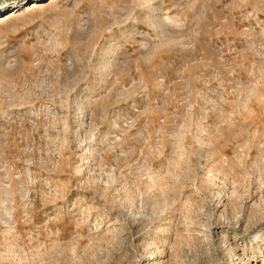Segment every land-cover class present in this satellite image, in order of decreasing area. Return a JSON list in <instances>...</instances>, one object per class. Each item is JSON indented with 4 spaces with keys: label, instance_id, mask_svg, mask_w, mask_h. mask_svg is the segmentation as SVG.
Here are the masks:
<instances>
[{
    "label": "rangeland",
    "instance_id": "obj_1",
    "mask_svg": "<svg viewBox=\"0 0 264 264\" xmlns=\"http://www.w3.org/2000/svg\"><path fill=\"white\" fill-rule=\"evenodd\" d=\"M12 1L0 264H264V0Z\"/></svg>",
    "mask_w": 264,
    "mask_h": 264
},
{
    "label": "bare ground",
    "instance_id": "obj_2",
    "mask_svg": "<svg viewBox=\"0 0 264 264\" xmlns=\"http://www.w3.org/2000/svg\"><path fill=\"white\" fill-rule=\"evenodd\" d=\"M20 3H21V1H19V0H13L10 4H13L14 7L17 8L20 5ZM38 6H39L38 3H36V2H32L29 4V7H31V9L37 8ZM0 9H1V7H0Z\"/></svg>",
    "mask_w": 264,
    "mask_h": 264
}]
</instances>
